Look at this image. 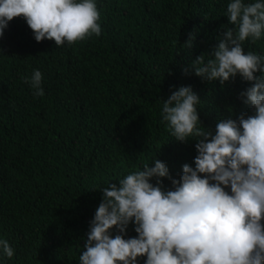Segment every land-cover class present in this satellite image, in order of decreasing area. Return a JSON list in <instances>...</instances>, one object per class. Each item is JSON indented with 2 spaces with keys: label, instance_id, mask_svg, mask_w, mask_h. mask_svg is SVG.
<instances>
[{
  "label": "trees",
  "instance_id": "16d2710c",
  "mask_svg": "<svg viewBox=\"0 0 264 264\" xmlns=\"http://www.w3.org/2000/svg\"><path fill=\"white\" fill-rule=\"evenodd\" d=\"M94 2L99 37L37 42L22 16L0 36V239L14 249L10 259L0 249V264H79L103 188L155 159L177 180L183 165L195 168L197 139L177 141L162 121L173 91L192 88L200 124L213 134L220 120L254 113L241 96L254 81L237 75L222 85L191 66L202 54L210 59L235 27L230 0ZM244 47L264 56V33ZM37 69L43 96L25 82ZM160 179L163 190H174ZM135 227L125 239L138 236Z\"/></svg>",
  "mask_w": 264,
  "mask_h": 264
},
{
  "label": "clouds",
  "instance_id": "9594fccd",
  "mask_svg": "<svg viewBox=\"0 0 264 264\" xmlns=\"http://www.w3.org/2000/svg\"><path fill=\"white\" fill-rule=\"evenodd\" d=\"M226 15L235 27L223 32L210 59L202 54L191 66L222 85L237 75L254 81L241 93L254 113L220 120L213 134L200 124L192 88L173 91L163 101L162 121L177 141L197 139L195 168L183 165L177 180L155 159L103 188L79 264H137L144 256L145 264H264V56L244 47L264 33V0H230ZM21 16L37 42L72 45L101 34L94 0H0V36ZM42 79L38 69L25 78L35 96L44 95ZM165 177L174 190H163ZM130 223L138 236L125 239ZM0 249L13 257L7 240L0 239Z\"/></svg>",
  "mask_w": 264,
  "mask_h": 264
}]
</instances>
